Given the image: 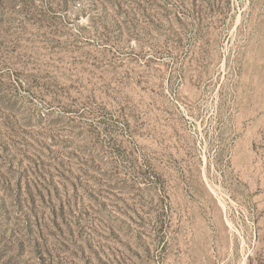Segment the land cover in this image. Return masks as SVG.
Wrapping results in <instances>:
<instances>
[{
    "label": "rangeland",
    "instance_id": "rangeland-1",
    "mask_svg": "<svg viewBox=\"0 0 264 264\" xmlns=\"http://www.w3.org/2000/svg\"><path fill=\"white\" fill-rule=\"evenodd\" d=\"M0 264H264V0H0Z\"/></svg>",
    "mask_w": 264,
    "mask_h": 264
}]
</instances>
